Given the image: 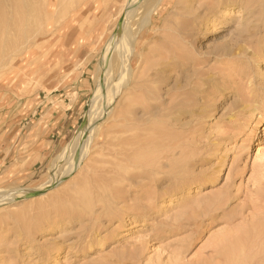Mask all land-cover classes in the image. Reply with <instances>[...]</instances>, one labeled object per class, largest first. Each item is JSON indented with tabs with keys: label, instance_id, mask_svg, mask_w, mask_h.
<instances>
[{
	"label": "rangeland",
	"instance_id": "374dc122",
	"mask_svg": "<svg viewBox=\"0 0 264 264\" xmlns=\"http://www.w3.org/2000/svg\"><path fill=\"white\" fill-rule=\"evenodd\" d=\"M76 1L58 4L53 24L58 31ZM25 2H11L5 21L9 17L13 23L21 20ZM123 2L110 0L104 7L100 3L93 8L92 20H107L108 36L124 23L118 18ZM38 5L39 18L30 25L28 37L36 36L44 44L51 35L42 26L43 0ZM263 9L264 0H165L144 21L146 26L136 38L138 54L152 66L145 64L142 69L148 82L138 97L144 95L145 102L135 104L127 117L121 115L120 107H113L112 115L102 122L103 138L97 136L89 157L71 176L66 158L59 160V156L74 144L91 111L106 43L97 45L90 39L89 15L75 28L83 33L84 44L73 35L68 41L72 55L64 58L54 50L50 57L60 59L40 69L38 85L0 86L2 151L5 136H15L21 121L37 117V107L45 98L75 85L84 71L90 81L81 120L61 139L49 162L32 172L26 171V163L22 174L13 164L0 174V195L30 194L0 205V264H246L243 250L259 242L250 264H264V213L254 206V194L264 196V120L259 112L246 114L243 108L248 92L254 91L260 100L264 96V54L263 60L247 65L233 58L250 41V27L264 23ZM140 16L131 20V26L142 22ZM9 31L4 63L25 42L17 37L14 25ZM170 40L186 42L175 44V51ZM256 49L264 53V43ZM139 61L132 64L137 75L141 74ZM95 122L99 124L98 119ZM109 134L137 135L142 158L137 159V154L135 160L125 162L118 144L107 142ZM171 135L178 143L177 157L167 159L166 140ZM180 148L185 152L184 162L179 158ZM73 151L67 160L79 158L77 150ZM124 162L127 165L122 166Z\"/></svg>",
	"mask_w": 264,
	"mask_h": 264
},
{
	"label": "bare ground",
	"instance_id": "6f19581e",
	"mask_svg": "<svg viewBox=\"0 0 264 264\" xmlns=\"http://www.w3.org/2000/svg\"><path fill=\"white\" fill-rule=\"evenodd\" d=\"M23 1L25 2V0H23ZM109 1L110 0H77L75 3L72 4L68 14L64 17L65 25L62 29H60L61 31L59 30L60 31L59 32L58 29H56L53 24H54V20L56 18V15H57V9L60 6L58 4L60 2H62V0H43V11L45 13V16H44L45 19H44V23H42V26L44 25V29H46V33L51 35V37L46 43L41 44V43H39L38 39H36V36L34 38L31 37V39L28 37V33H29L28 30L31 27L30 25L35 23L39 18L38 17L39 16L38 15L39 0H30L29 4L25 2V5L23 6L24 15L22 14L21 20H17V21H20V24L17 21H15V22H17L16 24H15V22L13 23L12 19L9 20L10 17L8 18V21L10 24H8V21L7 22L5 21L7 19L6 16L8 15V13H7L8 7H10V4H12L14 2V0L13 1H11V0H0V13H1L0 14V41L3 43V40L5 42V40L8 39L7 33L10 29V26H12V25H14V27L16 28L17 33H18L17 37L19 36L20 41L25 40L23 45H22V43H23L22 42L21 45L20 44L18 45V47L15 49V51H12V52H14L13 55L7 56L6 63H4L5 56H6L5 50H8L7 47H9V46H7V45L9 43L5 42L4 45L6 43H8L5 46L2 43L0 44V86L1 87H8V88L16 87L17 88V86L30 87L33 85H38L40 83V76L38 75V72L40 71V69H43L45 67H50L49 64L54 63L55 59H57V60L60 59V56H56V58H53V56H52V58L50 57L51 53H53L54 50H57L59 52L61 51L60 53H61V55L62 54L64 55V58L67 55H72L73 49L68 46V41L70 40L69 38H71V36H73V35L76 36V39L78 40V42L81 45L84 44L85 38L81 37L83 35V33H80L79 31L75 30V28H76V25L80 21L83 20L84 15H86V14H88L89 18H90V20L88 21V24L90 23V25H92V30L90 33V39L91 38L95 39V42L97 45H101L102 43H104L106 41L105 47L103 50L102 60H100L101 61V68L100 67L99 68L101 69V71H100L101 74L97 80V90L95 91V96H94L95 99L92 102L91 111L86 117V121H85L84 126L82 125L83 126L82 129L80 128L81 132L77 136L74 144L70 145L66 149V151L64 153H61V155L59 156V160L60 159L63 160L66 158L65 160H66L67 164L69 165V170H68L69 176H71L80 167V164H82V162L87 157H89V155H90L89 153H91L92 146L94 144V141L97 140L96 139L97 136L100 135L99 140L101 138H103L104 135L101 131L102 125H103L102 122L108 116H110V114L113 112V110H114L113 107H117V106L120 107L121 115H123L124 117H127L130 114L131 108H133L135 106V104L145 102L143 99L144 95H142L141 97H138V95H139V93L142 94V87L144 86V84H146L148 82L147 80L146 81L144 80L145 77L143 76L142 69H144L143 67L145 64L146 65H149V64H147L148 62L146 61V59L144 57L141 56V54L140 55L138 54V52L136 50V48H137L136 45H137L138 39H136V38H138L137 33H139L140 29L143 28V26H146L144 24V21L145 20L149 21L147 19H149L151 16H153L159 10V8L161 7V5L163 4V2L165 0H124L123 4L121 6V9L118 13V18L124 20V23L122 25H120V27H118L114 33H112L110 36H108L109 30L107 28V20L103 19L101 21H95L94 17H93V20H94L93 21L92 20V14H93L92 12H93L94 7H97V8L100 7L99 6L100 3H101V7H104L105 4ZM250 1H261V0H250ZM47 2H48V4L46 6H44ZM5 10H6V16H5ZM263 11H264V9H263ZM2 12H4V13H2ZM138 15H141L140 19H142V20H140V21H142V22H138V24L131 26L133 19L136 18ZM136 21H138V20H136ZM39 23H40V20H39ZM139 23L140 24L142 23L143 25L141 26ZM147 23H149V22H147ZM73 31H76L77 33L73 34ZM14 32H15V30H14ZM248 33H249V36L247 37V41L248 40H250V41L247 42L246 48H238L239 49L238 53H236L235 55L233 54L234 55L233 58L243 60V65L244 64L247 65L251 61H255L256 63H258L259 61L263 60V54H264L261 51V49L260 50L256 49L261 42H262V45L264 43L263 42L264 41V23L263 24L261 23V26H258V27L251 26ZM248 33H246V34L248 35ZM39 34H41V32H39ZM66 34H69V35L67 36ZM182 35H184V34H182ZM14 38H15V36H14ZM16 39L20 43L18 38H16ZM65 39H66V42L63 41ZM171 39L173 40V37ZM172 40H170V41H172ZM173 41H176V39ZM61 42H63V43L61 44ZM138 42H139V40H138ZM185 42H183V44ZM180 43L182 44V42H178V43L173 42V46L171 45L173 47L172 49L175 48L174 50L177 51V49H176V47H174V45L175 44L178 45ZM183 44L181 46H183ZM254 46H257V47L255 48ZM252 47H254V48L250 52V48H252ZM179 48L181 49V47H179ZM172 49H171V51H173V53H171V54L174 55L175 53H174V50H172ZM167 50H169V49H167ZM168 53L170 54V51ZM180 53H182V52H180ZM179 54H177V55H179ZM173 55L171 56L172 58H173ZM177 55H176V57H177ZM180 55L183 56V54H180ZM163 56H165V54ZM168 57H169V55L167 56V58ZM171 57H169V58H171ZM164 58H166V57H164ZM185 58H186V56H185ZM136 59L140 60L139 61L140 67L138 69L139 72L141 69L140 75L139 74L137 75V73H136L137 69L135 70L133 68V65H132ZM175 59H177V58H175ZM181 59H182V57H181ZM262 62H264V60ZM255 65H257V64H255ZM149 66H147V67H149ZM150 67H152V66H150ZM149 70L150 69L148 68V72H149ZM243 70H241V71H243ZM248 70H249V68H248ZM146 78H150L149 75H147ZM250 79H252V77ZM143 80L145 82H143ZM110 81H112V83L113 84L115 83V84L113 86H112V83L108 85V83ZM252 81H253V79L251 81H249V83L251 84ZM106 84H107V87H105ZM249 87H250V85H249ZM248 90H247V92H248ZM250 91H251V89H250ZM102 94H104L103 98H101ZM243 99H244L243 100V108H244V111H247L246 114L250 113L251 115H255V113L259 112L261 115L260 120L263 121L264 120V96L260 100L257 96L256 97L254 96V91H252V92H248V94L243 96ZM97 104H99L98 105L99 106L98 113L100 112L99 118H98V114L95 113L96 112L95 109H96V107H98ZM117 115L119 116L120 114H117ZM97 119L99 120L100 125L96 124L95 121ZM124 123L125 122L122 121L123 125H124ZM120 125H121V123H120ZM123 125H121V126H123ZM126 127H128V125ZM129 127H131V126H129ZM107 129H109V128H107ZM120 132H119V134H121ZM133 132H135V131H133ZM115 133L119 136V134L117 132H115ZM110 134L107 135L108 136L107 142H113V143L115 142L118 144L117 145V148L119 150L118 153L120 156L123 157V160L125 162L135 160L136 159L135 157H137V154L139 153L140 144H142V141H138V140H140L139 137H137V135L131 136V137L130 136L129 137H122V136L121 137H117V136L116 137L115 136L110 137ZM127 135H129V133H127ZM149 136H147V137H149ZM173 136L174 135H171V137L168 140H166L167 141V144H166L167 149H165V150H166V154H168L166 156L167 159H170V158L173 159V158L177 157L175 152L178 149V143H176L177 140L175 142V139ZM144 139H146V138H144ZM151 139L153 141L151 143H154V139L156 140L159 138L157 137V138H154V139L151 138ZM151 139L149 138L147 140H151ZM176 139H177V137H176ZM258 139H259V137H258ZM147 140H144V142H146ZM157 141H159V140H157ZM157 141H155V142H157ZM148 145H150V144H148ZM141 146H142L141 147V149H142L144 147V145H141ZM152 146H150V147H152ZM154 146H157V145H154ZM160 146H162V145H160ZM163 146H165V144H163ZM105 147H107V145ZM146 147H147V145H146ZM150 147H148V148H150ZM158 147H155L154 149H157ZM109 148L110 147H108V149ZM72 149L74 150L73 152H76V150H77V153L80 156H79V158H76V159H73V161H70L69 159L67 160V158L69 157L68 154L72 153V152H70ZM154 149L152 151H154ZM180 150L181 151L179 153V158L181 159L182 162H184V161H186L185 152L183 151L182 148H180ZM67 151H69V152H67ZM145 151H149V150L145 149ZM66 152H67V154H66ZM161 152H162V150H161ZM157 153L160 154V151ZM157 153H155L154 155L157 156ZM140 154H142V153H140ZM140 154H138L137 159L139 158ZM143 155H146V153ZM163 155H162V157H163ZM113 156H116V155L113 154ZM140 157H141V155H140ZM69 158L71 159V156ZM56 159H58V158H56ZM119 162H121V164H122V161H119ZM124 165H127V163L123 164L122 166H124ZM152 165H154V164H152ZM119 166H120V163H119ZM127 168H128V166H127ZM130 168L132 169V166ZM184 169H182V171H184ZM2 193H3V191H2ZM2 193H0V194H2ZM33 193L35 194L36 192H33ZM40 193H42V192H40ZM29 195L30 194L24 193V192H23V194H19V195H16V194H14V195L11 194L10 196L0 195V205L4 204V203L5 204H10L12 202L14 203V201L21 199V198H24V197H29ZM254 195L256 196L255 202L257 204V205H254L255 209L257 211H261L262 213H264L263 212L264 211V196L263 195L260 196L258 193L257 194L255 193ZM259 214H260V212H259ZM261 217H263V215ZM261 220H262V218H261ZM261 239H262V237L260 238V241H261ZM262 242L263 241H261V243ZM259 243L256 246H259ZM255 244H257V242H255ZM256 246L255 245H254V247L252 246V248H250L249 251H247L245 253L243 250L242 253L244 254L245 258H247L246 264H250L251 261H253L255 251H257L256 249H258V247H256ZM250 256H252V257L249 259L248 257H250Z\"/></svg>",
	"mask_w": 264,
	"mask_h": 264
},
{
	"label": "crops",
	"instance_id": "0c3cea01",
	"mask_svg": "<svg viewBox=\"0 0 264 264\" xmlns=\"http://www.w3.org/2000/svg\"><path fill=\"white\" fill-rule=\"evenodd\" d=\"M89 83L84 71L75 85L59 89L51 94V98H45L37 107V117L19 123V133L5 136L6 147L0 151V174L13 164L22 174L26 163L29 164L26 171L32 172L49 162L61 139L81 120ZM27 144L28 148L25 147Z\"/></svg>",
	"mask_w": 264,
	"mask_h": 264
}]
</instances>
